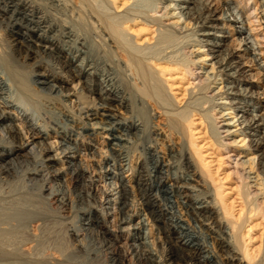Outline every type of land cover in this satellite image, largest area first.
Returning a JSON list of instances; mask_svg holds the SVG:
<instances>
[{"label":"bare ground","instance_id":"obj_1","mask_svg":"<svg viewBox=\"0 0 264 264\" xmlns=\"http://www.w3.org/2000/svg\"><path fill=\"white\" fill-rule=\"evenodd\" d=\"M116 1L110 0L112 6L106 1L107 8L100 10L96 0H0L5 30L0 40V264H264V251L250 250L245 241L251 238L244 239L252 226L241 230L250 216L264 221V106L254 113L234 101H215L223 94L234 98L228 94L237 92L226 90L234 85L215 91L210 87L216 75L245 71L247 61L256 69L259 81L254 88L258 101L262 96L264 102V0L252 9L249 0H202L197 8L195 0H182L193 4L183 26L167 23L183 14L170 13L174 6L181 8L171 0H151L145 14L129 0L118 10ZM190 22L200 27L221 23L235 35L234 46L227 42L223 51L214 49L217 45L206 39L205 31L204 40L193 37L182 43V58L172 55L177 49L172 45L170 51L162 45L161 53L151 52V45L148 50L150 39L167 43L161 40L165 33H184ZM127 23L137 24L127 29ZM152 27L144 46L131 35ZM207 45L210 48L199 50ZM193 52L220 59L202 71L200 63L206 58L195 59ZM175 82L183 84L190 99L211 93L213 106L196 109L189 100L187 111L177 110L171 89ZM21 101L31 102L30 108ZM17 108L26 113L22 120L33 115L36 121L24 123L28 136L21 135L15 123ZM237 109L242 110V121L235 119ZM142 111L145 118L138 114ZM196 114L210 121L205 126L219 156L232 163L230 174L243 189L244 204L236 219L222 200V184L214 181L210 161L191 140ZM155 115L160 122L152 121ZM226 115L234 122L220 124ZM236 121L250 128L241 132L240 141L248 140L244 145L260 151L248 159V171L240 167L246 161L231 158V142L223 141L233 133L227 125ZM66 125L70 131L62 134ZM219 127L225 128L224 135ZM49 130L62 140L56 149L47 141ZM250 134L255 138L247 137ZM95 135L108 139L109 147L105 156L87 163L98 147L89 148L82 138ZM172 135L179 138L177 147L168 139ZM23 171L28 183L13 182ZM253 172L258 180H251ZM66 180L78 185V206L58 189ZM72 210L75 220L67 221ZM141 211L146 213L131 223L132 215ZM193 218L199 229L191 226ZM146 225L150 228L145 233ZM147 237L151 239L145 241Z\"/></svg>","mask_w":264,"mask_h":264},{"label":"rangeland","instance_id":"obj_2","mask_svg":"<svg viewBox=\"0 0 264 264\" xmlns=\"http://www.w3.org/2000/svg\"><path fill=\"white\" fill-rule=\"evenodd\" d=\"M96 1H97L96 3H98L97 6H96L95 2H94V5L97 8H98V6L101 7L102 9L98 8L100 10H105L107 8V5L105 3L106 1L112 6L110 0H96ZM123 1L124 0H117L116 1L115 6L116 7L118 6V10H122V8L124 7V6L121 5ZM201 1L202 0H195V4H196L195 8L199 7ZM150 3H151V0H129L128 1V4H130V6L132 8H134L135 10L137 9L138 11H141L142 14H145V12H147L148 10H150L152 8ZM167 3H169V0H165V4H167ZM170 3H171V5L179 4L181 6V8H179L177 6H174L175 7L174 9H170L169 10L170 13L174 12V14H178V12L181 10L183 14H182V18H180V19L178 18V15H175L174 17L170 18V20H167V23L168 22L170 23L172 21L174 23H178V26L179 25L183 26V24H182L183 22H181V21L184 19V16L186 17L188 15V13L192 12L193 4L192 3L183 2L182 0H171ZM256 3H258V0H249L248 7L250 9H252V8L255 7ZM186 5H187V7H185ZM119 12H121V11H119ZM191 23L192 22H190L189 27H188V25L186 26V28L187 27L188 28L185 29L184 33H181V34H179V33H173L172 34L171 33V37H170V34L165 33L166 34V35H164L165 37L163 36V38L161 40H163V39L167 40L168 39L167 43L163 42L164 41L163 40L161 42L163 44H161L159 42H155V38L154 39L153 38L150 39V41H148V42H150L151 44L147 42L149 44V46L146 45V46H148L147 47L148 50L151 47H154V48L151 49L152 50L151 52L154 51L156 53H158V52L161 53L163 51V47L164 46H165L164 49H166V51H170L171 49L174 50L175 48H177V49H175V52L172 55H175L176 57L179 56L178 58H182L183 55H181V52H180V48L182 47L181 45L187 43V40L189 38L192 40L193 37L194 38L196 37L198 39L204 40L206 36L203 35V32H205V31L209 32V35H207L206 39L209 42H213L214 44L217 45V46L214 45V49H216V50L220 49L221 51H223L224 48L226 47L225 44H227V42H228L229 45L234 46V44H235V41H234L235 35L232 32H230L226 27H223V25L221 23L208 22V23H206V25L204 27H200V24L196 25V23H193V25H192ZM135 24H137V23H133L132 25L127 23V24L124 25V27H126L127 29H128V27H132V29H134V25ZM172 25H175V24H172ZM190 25H191V27H190ZM2 26H4V25H2V24L0 25V40H2L4 38V36H5L4 35L5 34V30L3 29L4 27H2ZM135 28H137V27L135 26ZM153 28L154 27L150 28V30H147L145 33H142V34H139V35L131 34L130 31H129V33L131 35H133V37H134V39H135V41L137 43H141V45L144 46L145 45L144 42L146 41L144 39H146V38H148V37H150L152 35L151 34V30ZM172 35H173V37H172ZM171 42H172V44H170ZM165 43L167 45H165ZM173 44H176V45L174 46ZM150 45H151V47H150ZM162 45H164V46L162 47ZM169 45L170 46L172 45L170 47L171 49L169 48ZM158 46H160L162 49H159L157 51V49L160 48ZM192 47H193V50L197 49V46H192ZM192 47H189V49H191ZM207 48H210V46L207 45V46H205L203 48H199V50H206ZM148 50H147V52H148ZM176 51H177V53H176ZM148 53H150V51ZM178 53H180V54H178ZM214 53H215V55H219V52L217 53V51H215ZM193 54H194V56H196L195 59L204 57L202 53H196V52L194 53L193 52ZM0 58H4V54L1 52V49H0ZM204 58H206V60H204V63H200L201 65H203V68H204V69H202V71L209 70L210 69L209 64L211 62H213V61L216 62L217 61L216 59H218V58L220 59V56L216 57V58H213L212 60L208 59L209 56H208V58L207 57H204ZM241 61L245 62L246 60L245 59H241ZM247 63H249V62L246 61V65L244 67L245 71H243V72L238 71V73L237 72L234 73L233 72L234 70H230V73L231 72L233 73V75H231V76L224 75V74L223 75H216L215 76L216 77V80H215L216 82H214V83L210 82V87L213 89V91H215L217 89V87H219V86L225 85L226 87L227 86L229 87V86L234 85L233 88L230 87L229 89H226V87H225L227 92H237L235 94H233V93L228 94V97L231 96V97H234V98H230V99L229 98H225L224 97L225 94H223V95H221L222 96L221 98H220V96H216L215 97L216 98L215 101L216 100L217 101H234V102H237L236 105L239 106V108L245 109V110H247L249 112L253 111L254 113H258V109L260 108V104L264 106V102H262V98L263 97L260 95L261 96V101H258V94L256 93L257 90L254 88V85H256L258 83V81H259L258 80V74H255V72H256L255 67H253V65H250V63L249 64H247ZM21 71H24V69L21 70ZM209 74L210 73H208V75ZM230 81H233V82H230ZM202 85H204V84H202ZM65 87L67 88L68 86L65 85ZM171 87H172L171 88L172 92L174 93V95L177 98V101H175V102L173 101V102H174V104L177 107H180V109H177V110L189 109L188 107H185V105L188 103L189 100L191 101L190 105L193 106L196 109H199V108L201 109L202 106H206V107L213 106L214 102L209 96L211 93H207V96H205V97L201 96L199 94V95H197V98L190 99L189 97L186 96L185 89L183 90V84L181 82H175V83H173V85ZM260 87H262V86H260ZM171 97H173V96L171 95ZM24 103H27L28 105H25ZM21 104L18 103V105H21L22 107H28L29 106V108H30L31 102L23 101V103H22V101H21ZM216 109H217V107H216ZM241 109L240 110L237 109V110L234 111L238 115L237 117H235V119L239 118V116L242 114V110ZM31 110L29 109L26 112L29 113V111L31 112ZM223 110H227V109H223ZM156 111H157V109L155 111H153V112H156ZM118 112L124 113V109L120 108L118 110ZM14 113H16L18 115L17 121H15V123H19L20 124V125L18 124L19 125L18 127H19V131H21L20 132L21 135L28 136V134H26V132H24L25 130L22 129V128L24 126V123L25 124L29 123V126H30V123L32 125V123L36 122V121L34 122L33 115L32 116L28 115L27 116V122H25L21 118L26 113H23L21 110H18V108L15 109ZM142 113H143V111L142 112H138L139 115H141V116H143V118H145V115H143ZM182 113L184 115L186 114L185 112H181V114ZM232 115H234V113L233 114L231 113V116ZM244 115L247 116L246 118H250L249 114H244ZM198 116L199 115L196 114L195 115L196 118H194V116L191 117V119L194 118L192 123H191L192 124L191 125L192 126V133H193L191 140L194 142V144L197 143V145L200 146L199 147V151L202 153V155L206 159V161H210L209 162V171L211 172L214 181L216 183H221L222 184V186H221V191H223L222 200L225 202L226 207L228 206L227 210L228 211L230 210L229 212H231V214H232V215L230 214L231 215L230 217H234V219H236L235 217H237V215L239 213V209L242 206L241 203L244 204L243 201H241L242 200L241 199V194H243V189H240L238 186H236L237 185V178H235V176L230 174V171H232V169H231L232 167H228V166H232L231 165L232 163L226 164L224 162L225 160L222 159L219 156L220 155V151L217 150L218 144L215 143L213 141V139H212L213 134H211V132H210V127L208 129L206 128L207 124L210 126V124H209L210 121L209 120H205L203 118L199 119V118H197ZM154 117H156V115ZM229 117H230V115H226L224 117L225 120H221V118H219L220 119L219 123L221 124V121L234 122L235 119L229 118ZM242 119H243V117H240L239 121H242ZM152 121H155V122L159 121L160 122V118L156 117ZM239 121H236L233 125H227L228 129L233 130V133H230L229 135H225L226 137H225V139L223 141L231 142V144L229 145V148H233L234 149L233 156H231V158L233 159L234 157H238L241 160L246 161L240 167L241 168L244 167V168H246V171H248V167H247V165L249 163L248 159L250 160L254 155L260 154V151H254L253 149H250L249 147L244 145L246 143L248 144V142H247L248 140L247 141L245 140V142L240 141V139L242 137H244V134L241 133V132H243V131L248 132V131H250V128H246V126L244 125V122L238 124ZM205 124H206V126H205ZM223 126L226 127V125H223ZM69 127H70L69 125L63 126L64 131H62L61 133L63 134L64 132H66V133L69 132L70 131ZM165 130L166 131H164V133L166 134L167 133V128ZM222 130H225V128L219 127L220 135H224V133H225ZM49 131L50 132L47 135V137H48L47 141L52 145L53 148L56 149L57 146H58V142H60L62 140H60L61 138L58 135H55V133H52L51 130H49ZM40 132H42V131L40 130ZM246 134H248V133H246ZM73 136H75L74 132L71 134V137H73ZM247 137H249L251 139L255 138V136H253L251 134L249 136H247ZM83 138H82L83 143H87L89 148L92 145L98 147V149L96 151H91V152H93L95 154V156L92 159H89L87 163H92L94 161V159H98L99 160L100 158L105 156V154H107L106 151L108 150V147H109L107 145V143L109 141L108 139L102 137L101 135H95V136H93V138L92 137H83ZM168 139L171 140V142H173V145L177 147V144L179 142V138L177 139V137L172 135V136H169ZM234 140H235V143L232 142ZM64 143H66V142H64ZM162 143H164V144L168 143L167 139H165ZM165 145H163L162 148ZM163 152H164V154H163L164 157H166L167 156L166 155L167 151L164 149ZM255 162H256V157H255ZM55 165L58 166L59 164L55 163ZM236 169L239 170L240 168L237 167ZM22 173L23 174L20 173L16 177V179L14 178L15 180L13 179V182L15 181V182H18V183H24L26 181V183H28V180L25 178L24 171ZM21 175L22 176L24 175V176L22 177ZM249 175L251 177V180L252 179L258 180V178L255 176L256 175L255 172H253V173H251ZM19 176H21V177L19 178ZM254 177L257 178V179H255ZM22 179L25 180V181H22ZM252 182H253V183H251L252 185L253 184H255V186L258 185L257 187L261 188V186L259 184L254 183L255 181H252ZM39 183H41V182H39ZM39 183L37 182L36 184L38 185ZM257 183H259V182H257ZM36 184H35V186H37ZM60 184H62V186H58V189L60 188L59 190L61 192H64V194H65L64 197L67 198L68 201H71V203H73L74 205L78 206L79 205V203L77 201L78 200V192H77L78 191V189H77L78 185H76L72 181L70 182L69 180H66L65 182H60ZM97 186L98 187L95 190V195L98 197V195L100 193V190H102L101 181L99 182V184ZM249 189H251V188H249ZM263 203H264V201H263ZM132 211L133 210H131L129 212L131 213ZM74 212L75 211L72 210V212H69L67 214V217L68 218L70 217L69 219L68 218L66 219L67 221H70L72 219L75 220V217L72 218V216H74L73 214L76 213V212L75 213ZM140 213H141V215H139L137 213H134L132 215L135 218L133 217V220H132L131 223L136 222L140 217H142V215H144L146 213V211H141ZM194 220H195V222H194ZM190 224H191V226H196V227H198V225H199L198 221L196 219H194V218L190 220ZM247 224H248V226H246L244 229H242L243 227H241V230L243 232V230L245 231L248 227L252 226L251 227V231L244 237V239H247L248 237L251 238V240L247 239L245 241L247 246H248V248H250V250H251V249H256L257 247H259L260 249H262V251H264V221L260 220L258 218V216H250V218L247 219V223L245 225H247ZM107 227L110 228L111 227L110 224L107 223ZM144 227L145 228H143V230H145V233H146L149 230L148 228H150V227L148 225H146ZM197 229H199V227ZM151 231H153V229H151ZM62 232L63 231H61V233ZM150 239L151 238L147 237V239L145 241H149ZM101 259L102 260L105 259V256L103 254H102ZM218 259H220L221 262L226 261V259H222L221 257H219Z\"/></svg>","mask_w":264,"mask_h":264}]
</instances>
